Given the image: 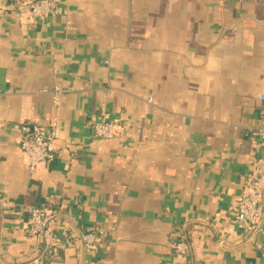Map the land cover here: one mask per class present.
Returning <instances> with one entry per match:
<instances>
[{"label":"crops","instance_id":"crops-1","mask_svg":"<svg viewBox=\"0 0 264 264\" xmlns=\"http://www.w3.org/2000/svg\"><path fill=\"white\" fill-rule=\"evenodd\" d=\"M261 95L264 0H60L33 21L0 0V264H264V221L245 240L234 220L264 171ZM53 119L55 156L30 171L20 125ZM38 206L49 254L26 232Z\"/></svg>","mask_w":264,"mask_h":264},{"label":"built area","instance_id":"built-area-1","mask_svg":"<svg viewBox=\"0 0 264 264\" xmlns=\"http://www.w3.org/2000/svg\"><path fill=\"white\" fill-rule=\"evenodd\" d=\"M11 9L20 19L36 20L56 13L60 0H9ZM56 98L60 91L55 90ZM264 101V95L259 96ZM150 102V99H149ZM264 130V124L261 126ZM93 133L103 140L114 139L121 133V127L116 122L101 120L93 124ZM56 138V122L50 124L23 123L20 125L19 147L24 156L25 164L34 171L41 163L51 161L55 156L54 141ZM262 160L255 163L252 170L245 176L243 189L236 203L234 217L236 227L244 233L245 240L261 230L264 221V171ZM30 222L26 229L29 236L38 238L43 243L44 254H49L59 246L60 230L56 229V214L43 206L32 207L29 210ZM94 232L83 236L85 246L96 241ZM224 245L223 239L218 240ZM172 253L185 260L183 244L173 243ZM35 257L29 264H39L40 257ZM184 264H187L184 261Z\"/></svg>","mask_w":264,"mask_h":264}]
</instances>
